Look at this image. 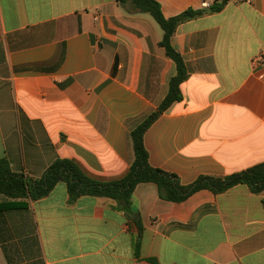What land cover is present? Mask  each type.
<instances>
[{
  "label": "crops",
  "instance_id": "obj_1",
  "mask_svg": "<svg viewBox=\"0 0 264 264\" xmlns=\"http://www.w3.org/2000/svg\"><path fill=\"white\" fill-rule=\"evenodd\" d=\"M155 1L166 18L205 12L171 37L188 77L144 133L149 165L188 185L264 163V0H222L219 12ZM147 15L117 0H0V159L11 171L39 178L62 158L100 182L127 174L131 132L176 74ZM16 202L0 210V264H264V191L244 184L175 203L141 183L129 210L69 201L64 183Z\"/></svg>",
  "mask_w": 264,
  "mask_h": 264
},
{
  "label": "trees",
  "instance_id": "obj_2",
  "mask_svg": "<svg viewBox=\"0 0 264 264\" xmlns=\"http://www.w3.org/2000/svg\"><path fill=\"white\" fill-rule=\"evenodd\" d=\"M117 3L127 12L147 13L151 16L163 32L159 45L164 48L166 56L176 67V74L169 81L165 98L157 109L131 132L134 160L129 171L118 180L100 182L83 172L74 161L59 158L50 164L41 177L32 178L11 171L8 161L0 159V195L9 199L8 202L0 204V210L22 206L17 200H39L47 196L58 183L65 184L69 201H75L81 196L105 197L115 200L124 210L131 209V195L141 183H154L161 199L175 203L185 201L200 190L220 194L239 184L246 185L254 194L264 191V163L223 177L201 175L188 185L181 184L175 174L149 165L143 140L144 133L172 103L181 100L180 85L188 77L184 59L172 46L171 37L181 23L196 18L205 11L188 9L177 16L166 18L155 0H117ZM224 4L223 1L212 6L208 12H219ZM134 221L139 233L134 247L135 255L138 256L143 226L137 212ZM148 261L152 262L151 259Z\"/></svg>",
  "mask_w": 264,
  "mask_h": 264
},
{
  "label": "built area",
  "instance_id": "obj_3",
  "mask_svg": "<svg viewBox=\"0 0 264 264\" xmlns=\"http://www.w3.org/2000/svg\"><path fill=\"white\" fill-rule=\"evenodd\" d=\"M220 1L222 0H207L206 2H204L203 7L206 9H210L213 5H215L217 2H220Z\"/></svg>",
  "mask_w": 264,
  "mask_h": 264
},
{
  "label": "rangeland",
  "instance_id": "obj_4",
  "mask_svg": "<svg viewBox=\"0 0 264 264\" xmlns=\"http://www.w3.org/2000/svg\"><path fill=\"white\" fill-rule=\"evenodd\" d=\"M147 16H149V15H147ZM155 26H156V28H158V30H159L160 32H162V30H161L160 27L157 25V23H155Z\"/></svg>",
  "mask_w": 264,
  "mask_h": 264
}]
</instances>
